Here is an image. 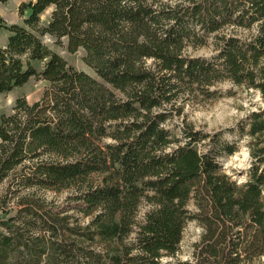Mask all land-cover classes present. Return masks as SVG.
<instances>
[{"label": "trees", "instance_id": "16d2710c", "mask_svg": "<svg viewBox=\"0 0 264 264\" xmlns=\"http://www.w3.org/2000/svg\"><path fill=\"white\" fill-rule=\"evenodd\" d=\"M19 10L23 24L0 18V94L32 78L49 85L0 118V264H264V108L213 132L184 118L187 100L220 97L226 80L264 101V0H29ZM45 36L82 51L92 74ZM209 45V56L188 53ZM234 135L249 139L241 183L220 162L238 150ZM63 189L66 201L48 198ZM192 224L201 231L182 259Z\"/></svg>", "mask_w": 264, "mask_h": 264}, {"label": "rangeland", "instance_id": "374dc122", "mask_svg": "<svg viewBox=\"0 0 264 264\" xmlns=\"http://www.w3.org/2000/svg\"><path fill=\"white\" fill-rule=\"evenodd\" d=\"M29 0H0V18L6 25L23 24V17L20 13V6ZM53 7L47 9L41 15V23L46 25L50 21ZM9 32L0 28V46H5ZM44 42L57 51L67 62L77 70L86 71L92 74V70L84 63L82 51L76 53L69 52L64 46L57 45L50 36L44 37ZM213 52L212 45L203 47H189L188 53L193 56H209ZM36 68L42 70L41 62L35 63ZM49 83L40 78H32L27 84L16 88L10 92L0 94V118L13 113V108L19 99H25L28 104L33 105L38 102ZM221 92L220 97L205 100L203 98H194L187 100L184 109L185 120L197 129L207 132L218 131L221 129L233 128L245 119L252 111H257L260 107L264 108V101L261 94L246 86L236 85L230 80L218 84ZM180 122L182 119H176ZM230 139L238 142V150L232 155H224L220 162L224 171L239 183L247 179V170L250 167V151L247 146L248 137L232 136ZM8 183L5 182L0 187V210L3 208L5 193H7ZM70 193L69 189H63L58 192H47L50 200L57 203L66 201ZM12 202L6 204L10 207ZM200 228L196 225H190L186 231L185 239L182 244V250L179 255L182 259H187L190 254L191 244L198 239Z\"/></svg>", "mask_w": 264, "mask_h": 264}]
</instances>
